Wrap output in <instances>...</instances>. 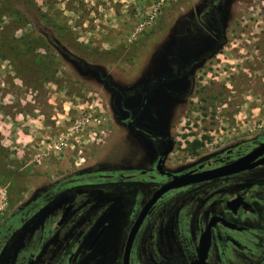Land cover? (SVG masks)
Instances as JSON below:
<instances>
[{
    "label": "flooded vegetation",
    "instance_id": "obj_1",
    "mask_svg": "<svg viewBox=\"0 0 264 264\" xmlns=\"http://www.w3.org/2000/svg\"><path fill=\"white\" fill-rule=\"evenodd\" d=\"M228 2L191 0L163 64L157 59L143 77L117 84L88 67L102 82L110 133L122 129L130 143L129 159L62 177L15 208L7 203L0 264H264V152L244 170L169 188L145 207L174 178L227 166L264 143V130L208 152L179 143L188 136L177 135V95L226 44Z\"/></svg>",
    "mask_w": 264,
    "mask_h": 264
},
{
    "label": "rangeland",
    "instance_id": "obj_2",
    "mask_svg": "<svg viewBox=\"0 0 264 264\" xmlns=\"http://www.w3.org/2000/svg\"><path fill=\"white\" fill-rule=\"evenodd\" d=\"M21 1L7 0L27 22L0 3V43L13 44L16 58L27 65L55 61L47 79L42 66L22 80L23 70L0 58V171L8 169L21 183L17 201L7 200L11 208L62 177L120 168L128 161L124 131L110 133L102 82L84 67L92 65L101 76L124 84L151 71L153 62L162 65L172 25L188 14L191 2L32 0L38 13L62 29L61 36ZM226 9V44L204 64L197 82L180 87L187 92L177 95L181 100L173 109L179 117L177 135L188 136L179 143L197 140L207 152L264 130V0H229ZM31 37L36 43L26 48ZM61 141L65 146L58 145ZM1 179L7 197L11 184Z\"/></svg>",
    "mask_w": 264,
    "mask_h": 264
},
{
    "label": "trees",
    "instance_id": "obj_3",
    "mask_svg": "<svg viewBox=\"0 0 264 264\" xmlns=\"http://www.w3.org/2000/svg\"><path fill=\"white\" fill-rule=\"evenodd\" d=\"M0 3H1V6L7 11L9 15H12L14 17H19L20 20L25 19L26 20L25 22H27L28 19L26 18V15L20 13L18 10L13 9L11 5L9 4V2H7V0H0ZM21 4L25 5V8L28 11L32 12V15H35L37 19L39 18L41 22H44V24L50 27L54 33H56L57 35L59 34L61 36L63 35L62 29L58 27V25L54 24V22H51V20L49 18H46L43 14L38 13V9L35 7V4L32 0H29V1L23 0L21 1ZM24 39L21 38L19 41L22 43ZM35 43H36L35 39L31 37V40L28 43L25 42L24 44L26 45V48H30V46L34 47ZM38 45H40V47L43 49H49V47L44 43H39ZM17 56L19 55L16 52L15 46L13 44L8 43L7 41H2L0 43V58L2 60L13 61L17 72H19L20 70H23L20 72V75H19V77L22 80L26 73L29 74V72H33V71L38 73L41 70L42 66H43L42 70H45V72L41 74H43L44 78L47 79L49 76L48 75L49 71H51L52 69L51 65H53L55 61L51 57V60L49 62L47 60V65L42 59H39L34 64L31 63L30 65L29 64L27 65L26 60H19L18 58H16ZM187 145L190 149H195L201 146V143L197 140H193L187 143ZM0 176L2 178L1 180H9L11 184V188L7 195L8 203L11 205L12 203L17 201V198H18V195L21 189V183L14 178L15 173L9 171L8 169L3 168L2 172L0 171Z\"/></svg>",
    "mask_w": 264,
    "mask_h": 264
},
{
    "label": "water",
    "instance_id": "obj_4",
    "mask_svg": "<svg viewBox=\"0 0 264 264\" xmlns=\"http://www.w3.org/2000/svg\"><path fill=\"white\" fill-rule=\"evenodd\" d=\"M84 68H85V71L88 70V67H84ZM262 152H264V143L261 144V146L257 150H255L251 153H248L244 157L236 160L235 162H233L227 166L218 168V169L211 171V172H204V173L195 174L191 177L183 176L180 178H174L173 181L164 185L156 193H154L152 198L146 204L145 207L149 206L162 192H164L165 190H167L169 188L179 186V185H183V184H188V183L200 182V181L207 180V179H210L213 177L228 175V174H232V173H236V172H239L241 170H244V169L248 168L249 162L251 160H253V158H255L258 154H260Z\"/></svg>",
    "mask_w": 264,
    "mask_h": 264
},
{
    "label": "built area",
    "instance_id": "obj_5",
    "mask_svg": "<svg viewBox=\"0 0 264 264\" xmlns=\"http://www.w3.org/2000/svg\"><path fill=\"white\" fill-rule=\"evenodd\" d=\"M263 123H264V117H263V120H261V124H263ZM58 145L59 146H65V142L61 141L58 143ZM36 162L38 163V160H36ZM6 207H7L6 191L4 188L0 187V217L3 214V212L5 211Z\"/></svg>",
    "mask_w": 264,
    "mask_h": 264
}]
</instances>
